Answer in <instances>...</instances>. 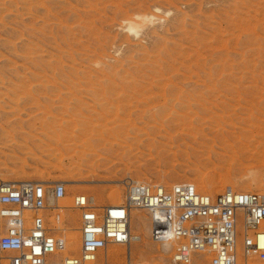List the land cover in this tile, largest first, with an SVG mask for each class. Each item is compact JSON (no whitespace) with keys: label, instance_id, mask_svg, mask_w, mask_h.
Here are the masks:
<instances>
[{"label":"rangeland","instance_id":"374dc122","mask_svg":"<svg viewBox=\"0 0 264 264\" xmlns=\"http://www.w3.org/2000/svg\"><path fill=\"white\" fill-rule=\"evenodd\" d=\"M0 180L65 183L46 208L65 255L78 193L118 204L125 180L264 193V0H0ZM64 207L72 218L52 214ZM132 220L133 257L171 264L147 213Z\"/></svg>","mask_w":264,"mask_h":264},{"label":"built area","instance_id":"2783aa9c","mask_svg":"<svg viewBox=\"0 0 264 264\" xmlns=\"http://www.w3.org/2000/svg\"><path fill=\"white\" fill-rule=\"evenodd\" d=\"M55 180H0V264H110L106 249L128 247L132 209L147 213L150 238L171 246V264H264V193L233 190L210 195L189 182L170 185L125 180L124 201L97 205L72 198L79 212L76 253L46 220L49 200L66 194ZM124 264L132 260L129 251Z\"/></svg>","mask_w":264,"mask_h":264},{"label":"bare ground","instance_id":"6f19581e","mask_svg":"<svg viewBox=\"0 0 264 264\" xmlns=\"http://www.w3.org/2000/svg\"><path fill=\"white\" fill-rule=\"evenodd\" d=\"M144 15H141V20H142V17H143ZM138 17H139V15H138ZM140 18V17H139ZM145 18H146V16H145ZM133 20V19H132ZM129 21V27H128V29L130 30V31H136V26H137V23H135V21L133 22V21ZM135 20H137V18L135 19ZM140 20V21H141ZM147 20V19H146ZM139 21V20H138ZM145 21V20H144ZM142 22V21H141ZM136 33H138L137 31H136ZM135 34V33H134ZM248 177H250V176H248ZM208 178V177H207ZM207 180V179H206ZM209 180V179H208ZM205 182V181H204ZM208 182V181H207ZM119 189V188H118ZM245 191H249L250 192V190H245ZM120 193V192H119ZM118 196H119V194H118ZM64 198V197H63ZM63 198H61V199H63ZM93 198V201H94V203L96 202V200H95V197L93 196L92 197ZM61 199H59V200H61ZM121 199V198H120ZM119 200V199H118ZM50 201V200H49ZM48 201V202H49ZM115 204V203H114ZM56 209H60L59 207H55ZM68 209V207H64L63 209H61V211H55V212H52V214L53 215H55V214H57L56 212H59V214H61V215H63V216H65V217H67V218H72V213L71 212H66V210ZM134 210H138V209H132L131 210V216H130V220H129V227H130V232H131V242H130V244H129V246L128 247H124V246H121V245H113V246H110V248H112V249H110V250H108V254H107V256H108V260H109V262H110V264H117L118 263V261L120 260V258L118 257V254H124V256H125V254H127V251H129V254H130V256H131V258H132V260H135V261H140V262H142V263H145V264H149V263H146L145 261H141V260H136L134 257H133V252H134V247L136 246L135 244L136 243H139L140 241H141V236L140 235H137V234H135V229H134V225H136V226H139L140 224H141V222H139V223H136L134 220H132V213H133V211ZM145 224V223H144ZM147 224H148V222H147ZM149 227V226H148ZM132 231L134 232L133 233V235H132ZM149 237H150V227H149ZM151 239V238H150ZM108 249V248H107ZM107 249H106V252H107Z\"/></svg>","mask_w":264,"mask_h":264}]
</instances>
